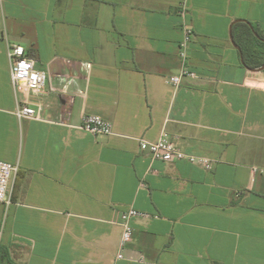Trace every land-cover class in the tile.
<instances>
[{
    "label": "crops",
    "instance_id": "0c3cea01",
    "mask_svg": "<svg viewBox=\"0 0 264 264\" xmlns=\"http://www.w3.org/2000/svg\"><path fill=\"white\" fill-rule=\"evenodd\" d=\"M186 27L195 76L174 87ZM247 33L264 40V0H0V160L18 167L0 263L264 264V71L245 65ZM10 44L46 73L39 94L13 86ZM85 114L113 134L81 130ZM163 130L210 168L151 160L139 140ZM130 208L147 216L122 243Z\"/></svg>",
    "mask_w": 264,
    "mask_h": 264
},
{
    "label": "built area",
    "instance_id": "2783aa9c",
    "mask_svg": "<svg viewBox=\"0 0 264 264\" xmlns=\"http://www.w3.org/2000/svg\"><path fill=\"white\" fill-rule=\"evenodd\" d=\"M183 38L179 45L182 69L178 75L171 76L168 82L178 87L184 77H194L195 74L187 68V49L193 37V30L190 27L184 28ZM10 78L13 86H21L32 94H39L46 86V73L35 66L33 60L27 57L25 49L21 45L10 44L7 49ZM41 107L39 105L23 104L19 106L16 116L20 119H40ZM81 130L93 136H110L113 134L112 125L100 115L85 114L78 126ZM178 136L170 135L166 130L154 142L139 140V148L146 152L151 160L171 163L187 159L192 163L199 162L209 169L210 164L206 161L196 160L185 154L178 143ZM17 165L0 160V203L10 205L9 182L13 174L17 172ZM147 215L135 209H127L120 215V226L122 228V243L129 242L133 230L131 221ZM118 258H121L118 255ZM1 264V263H0Z\"/></svg>",
    "mask_w": 264,
    "mask_h": 264
},
{
    "label": "trees",
    "instance_id": "16d2710c",
    "mask_svg": "<svg viewBox=\"0 0 264 264\" xmlns=\"http://www.w3.org/2000/svg\"><path fill=\"white\" fill-rule=\"evenodd\" d=\"M244 44H239L242 50L243 59L248 69H258L264 65V41L261 36H253L247 33Z\"/></svg>",
    "mask_w": 264,
    "mask_h": 264
},
{
    "label": "water",
    "instance_id": "95a60500",
    "mask_svg": "<svg viewBox=\"0 0 264 264\" xmlns=\"http://www.w3.org/2000/svg\"><path fill=\"white\" fill-rule=\"evenodd\" d=\"M262 41H264V40L262 39ZM251 70H253V71H264V65L261 66V67L258 68V69H251Z\"/></svg>",
    "mask_w": 264,
    "mask_h": 264
}]
</instances>
